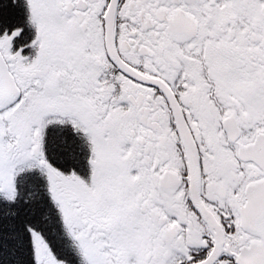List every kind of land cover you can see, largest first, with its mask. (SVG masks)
I'll list each match as a JSON object with an SVG mask.
<instances>
[{"label": "snow or ice", "instance_id": "6c2138e0", "mask_svg": "<svg viewBox=\"0 0 264 264\" xmlns=\"http://www.w3.org/2000/svg\"><path fill=\"white\" fill-rule=\"evenodd\" d=\"M0 264H264V0H0Z\"/></svg>", "mask_w": 264, "mask_h": 264}]
</instances>
